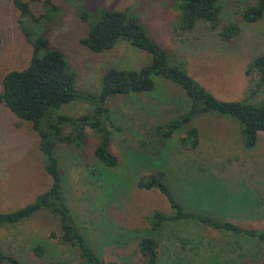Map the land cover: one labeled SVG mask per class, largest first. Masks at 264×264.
Segmentation results:
<instances>
[{
	"label": "rangeland",
	"instance_id": "374dc122",
	"mask_svg": "<svg viewBox=\"0 0 264 264\" xmlns=\"http://www.w3.org/2000/svg\"><path fill=\"white\" fill-rule=\"evenodd\" d=\"M26 1L34 14L43 13L41 33L48 36L51 47L63 53L76 91L95 92L109 67L137 69L150 59L124 40L100 53L80 42L96 10H126L136 15L171 62L217 99L264 102V86L248 67L254 56L264 54V12L250 23L237 13L255 0L217 1L221 21L234 20L239 26L238 35L228 44L220 42L204 23L189 31L179 30L175 0ZM81 14L88 17L81 19ZM18 19L12 0H0V79L6 71L25 66L30 55ZM153 79L150 91L115 94L106 100L109 117L120 128L114 131L105 125L111 131L115 167L104 170L95 161L92 149L97 135L87 126L82 148L66 143L56 146L65 200L86 243L104 261L118 264H142L136 241L144 236L158 241L156 264H264V244L253 239L186 219L151 227L153 209L164 213L170 209L155 188L140 189L135 183L139 176L161 170L174 198L187 210L264 228V134L258 131L255 144L244 148L237 120L199 113L189 121L199 130L194 149L181 147L182 130H177L155 141L158 153L152 154L155 150L149 145V153L138 145L148 139L147 129L178 118L190 103L178 85L162 76ZM91 111L92 106L80 100L58 110L72 116ZM89 168L94 173L98 169L96 177L89 176ZM48 183L31 123L14 116L0 102V211L30 202ZM35 243L44 248L39 259L30 250ZM0 251L22 261L78 260L77 252L60 242L57 219L44 210L13 226H0Z\"/></svg>",
	"mask_w": 264,
	"mask_h": 264
},
{
	"label": "trees",
	"instance_id": "16d2710c",
	"mask_svg": "<svg viewBox=\"0 0 264 264\" xmlns=\"http://www.w3.org/2000/svg\"><path fill=\"white\" fill-rule=\"evenodd\" d=\"M217 1L175 0L177 28L189 31L197 23H204L208 30L215 32L220 42L231 43L239 33V26L234 20L221 21ZM12 4L19 13L18 27L30 46V55L25 66L10 69L2 75L0 102L14 116L31 123L37 134V149L42 156L43 170L49 183L30 202L13 210L0 211V226H13L35 212L44 210L57 219L60 242L73 248L77 252L78 260L22 261L12 254L0 251V264H118L114 261H104L86 243V237L76 224L65 200L61 163L55 152L58 143L82 148L85 142L84 127L87 126L97 135V142L92 149L95 161L103 166L104 170L117 165V157L110 150L111 131L105 128V125L109 124L114 131H120V128L112 123L106 106V100L111 95L150 91L154 88L155 76H162L183 90L190 102L188 109L176 119L150 126L147 129L148 139L138 143L146 149L150 145L155 150V141L166 139L177 130H182L179 137L181 147L194 149L198 144V131L189 121L194 114L199 113L209 112L237 120L244 148H251L255 144L258 131L264 134V102L251 104L245 99L222 100L214 97L186 71L169 60L164 49L148 35L133 12L96 10L97 15L93 16V21L88 25L80 42L88 50L100 53L111 48L117 41L124 40L146 52L150 57L148 62L137 69L109 67L101 74L95 92H79L74 88V75L68 70L63 53L58 48L51 47L48 36L41 33L40 22L43 13L34 14L26 0H12ZM263 12L264 0H255L253 4L237 13L241 20L250 23L260 19ZM87 17L88 14L80 16L81 19ZM250 62L248 67L256 72L258 84L264 86V54L254 56ZM252 94L253 92H250L249 96ZM72 100L91 105V113L72 116L58 112L62 105ZM65 128L67 130L63 133ZM147 151L149 152L148 149ZM158 151L155 150L152 154ZM96 171L97 173H94L92 169H87L92 178L98 174V169ZM135 186L145 190L155 188L168 204L169 213L157 209L150 212L149 220L153 229H158L164 221L186 219L264 244V228L243 226L203 211L193 212L184 208L174 198L165 180L164 171L157 170L148 176H139ZM136 247L142 264H156V237H139ZM30 250L35 259H39L44 253V248L39 243H35Z\"/></svg>",
	"mask_w": 264,
	"mask_h": 264
},
{
	"label": "crops",
	"instance_id": "0c3cea01",
	"mask_svg": "<svg viewBox=\"0 0 264 264\" xmlns=\"http://www.w3.org/2000/svg\"><path fill=\"white\" fill-rule=\"evenodd\" d=\"M197 131H198V136H199V130L197 129Z\"/></svg>",
	"mask_w": 264,
	"mask_h": 264
}]
</instances>
